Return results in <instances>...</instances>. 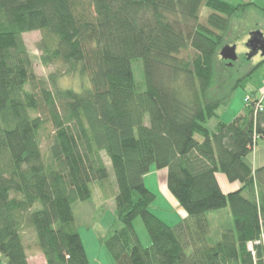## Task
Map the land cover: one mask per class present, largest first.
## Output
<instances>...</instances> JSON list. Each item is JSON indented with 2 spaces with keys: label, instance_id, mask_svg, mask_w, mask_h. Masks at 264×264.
I'll return each instance as SVG.
<instances>
[{
  "label": "trees",
  "instance_id": "16d2710c",
  "mask_svg": "<svg viewBox=\"0 0 264 264\" xmlns=\"http://www.w3.org/2000/svg\"><path fill=\"white\" fill-rule=\"evenodd\" d=\"M248 5L0 0V262L30 264L37 248L46 264H90L72 203L90 199L91 183L107 179L104 153L122 225L99 241L116 264H264L261 244L254 255L247 246L264 232V165L247 161L264 139V99L261 111L253 101L243 117L216 130L200 121L226 106L251 75L233 80L218 54L230 17ZM32 31L41 32L42 65L59 66L46 79L35 74L23 40ZM61 74L86 77L88 85L63 88ZM47 123L53 135L44 156L40 131ZM152 166L165 169L166 188L185 212L175 224L149 209L155 194L144 175ZM219 173L240 187L224 193ZM224 208L232 223L214 233L208 212ZM136 217L148 245L135 231Z\"/></svg>",
  "mask_w": 264,
  "mask_h": 264
},
{
  "label": "rangeland",
  "instance_id": "374dc122",
  "mask_svg": "<svg viewBox=\"0 0 264 264\" xmlns=\"http://www.w3.org/2000/svg\"><path fill=\"white\" fill-rule=\"evenodd\" d=\"M224 1L232 3L233 5H235V3H244V0ZM205 13H207V10L203 8V16ZM253 17L257 18L261 26H264V14L256 12ZM251 21H253V19H251ZM251 21L249 19L244 23L243 8L241 12H237L230 17L229 28L223 34V44L220 46L219 50L226 44L236 46L235 51L237 59L232 62V65H228L229 61L224 60L219 56L220 59H222L224 63H227V66L230 68L232 79L236 80L243 77L250 71L251 75L246 78L245 89L242 86H238L234 90L227 106L206 111L200 116V121L210 130H216L221 122L228 123L238 119L236 115L245 107L244 105L251 107V92L254 91L256 96H260V94L262 96L264 94V62L260 63L258 55L247 57L249 49L246 47V43L249 38L244 41V24L248 22L250 23ZM254 31L259 30H253L251 32ZM40 38L41 32L39 31H32L23 34V40L30 53L35 74L39 78L46 79L51 72L58 71L59 66L42 65L40 61V51L38 49V41ZM245 49L246 51L244 52ZM132 69L136 81L140 84L141 88H143V73L140 60L132 62ZM58 84L63 88H71L74 91L80 92L86 85H88V81L86 77L84 78L80 75L70 76L61 74L58 78ZM262 98L264 99V96ZM245 109L240 115L241 117L244 116ZM52 135L53 129L51 125L47 123L40 131L41 148L44 156L46 155L47 146ZM101 155L109 172L107 179L102 183L92 182L90 186L92 192L91 198L86 201L73 202L72 212L74 226L85 244L90 264H116L106 250L104 244L100 243L98 240L100 237H105L112 227L118 228L122 225L121 222L115 218L114 192L116 190V183L113 171L106 155L104 153H101ZM262 159H264V139L259 138L252 148L251 153L247 156V161L253 168H255L260 164V160ZM165 177V169H156L152 166L150 171L144 175V183L145 186L155 194L154 201L149 205L150 211L157 217L163 218L164 221L169 222V224H173L177 221L176 210L168 200V196L165 192ZM35 207H39V204L36 203ZM219 211L221 212H208L210 227L213 231H215L218 225L228 224V222L232 223V218L227 208ZM216 214L222 215L221 217L215 218L214 221H210L211 217H215ZM133 225L141 243L143 245H148L150 243V238L141 219L136 217L133 221ZM25 239L28 243H31L33 241L32 233H26ZM31 251L33 252L29 259V263L43 264L44 258L37 248H31ZM0 264H4V262L1 261Z\"/></svg>",
  "mask_w": 264,
  "mask_h": 264
},
{
  "label": "crops",
  "instance_id": "0c3cea01",
  "mask_svg": "<svg viewBox=\"0 0 264 264\" xmlns=\"http://www.w3.org/2000/svg\"><path fill=\"white\" fill-rule=\"evenodd\" d=\"M227 2V1H226ZM229 3V2H228ZM247 3H250V5L246 6L245 9H244V23L246 21H248L250 19H253V21H251L250 23H246L244 24V41H246V39H248L250 37V32L253 31V30H259V32L262 33V35L264 36V26H261L260 22L257 20V18L253 17V15L259 12H261L262 14H264L262 12V10L260 8L264 7V0H244V3H235L236 4H247ZM232 4V3H230ZM236 47V46H235ZM246 51V49L244 50V52ZM254 55H258V58H259V61L260 63L264 62V56H261L260 54V51H258L256 54ZM247 81V80H246ZM246 81H244L245 83V87H246ZM245 89V88H244ZM256 95V94H255ZM229 104V103H228ZM227 104V105H228ZM226 105V106H227ZM223 107V106H221ZM244 111V108L236 115L237 117L240 116L242 114V112ZM224 123H227V122H224ZM229 123V122H228ZM260 164L258 166H261V165H264V159L260 160ZM257 166V167H258ZM217 180H218V183L222 189V191L224 193H228L230 191H234L236 189H238L240 187V184L238 182H233V183H230L227 181V179L225 178V176L223 174H217ZM166 186V185H165ZM226 189V190H224ZM165 192L168 196V200L170 201V203L172 204L173 208H175L176 210V217H177V221L178 222L182 217H184L185 215V212L183 211V209L178 205L177 201L172 197V195L168 192L167 188L165 189ZM221 211H216V213H219ZM213 214V213H212ZM222 214H216L215 217H211V220L210 221H214L215 218H218V217H221ZM163 220V218H160ZM208 220H209V217H208ZM164 221V220H163ZM166 222V221H164ZM176 222H174L173 224H175ZM167 224H169V222H166ZM231 223L228 222V224H222V225H218L217 228L215 229V232L220 228V227H223V226H227V225H230ZM172 225V224H170ZM213 231V230H212ZM214 232V231H213ZM214 232V233H215ZM82 239V238H81ZM99 240V239H98ZM83 242V240H82ZM100 242V241H99ZM101 243V242H100ZM83 246H84V249H85V252H86V247H85V244L83 242ZM87 254V252H86ZM32 254L28 257V262H29V259L31 258ZM88 256V255H87ZM43 264H46L45 263V260L43 262Z\"/></svg>",
  "mask_w": 264,
  "mask_h": 264
},
{
  "label": "water",
  "instance_id": "95a60500",
  "mask_svg": "<svg viewBox=\"0 0 264 264\" xmlns=\"http://www.w3.org/2000/svg\"><path fill=\"white\" fill-rule=\"evenodd\" d=\"M246 47L249 49L247 57H251L258 51H260L261 56H264V36L262 33L259 31L251 32ZM235 49V45L226 44L219 50V56L224 60H228V65H231L237 59Z\"/></svg>",
  "mask_w": 264,
  "mask_h": 264
},
{
  "label": "built area",
  "instance_id": "2783aa9c",
  "mask_svg": "<svg viewBox=\"0 0 264 264\" xmlns=\"http://www.w3.org/2000/svg\"><path fill=\"white\" fill-rule=\"evenodd\" d=\"M263 96H264V94L262 96L260 94L259 97H254V98L252 97V102L256 101L255 102V111H261L263 109V106L261 104ZM254 244H261V246L264 247V232L261 233L260 239L256 240L255 242H248V244H247L248 249L252 252L253 255H254V250H253ZM263 257H264V248H263Z\"/></svg>",
  "mask_w": 264,
  "mask_h": 264
}]
</instances>
